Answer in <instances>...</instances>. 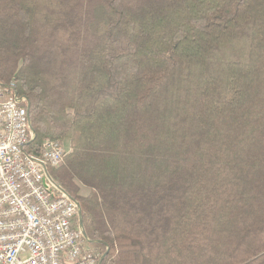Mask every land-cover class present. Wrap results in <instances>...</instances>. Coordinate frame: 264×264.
Segmentation results:
<instances>
[{
	"label": "trees",
	"instance_id": "trees-1",
	"mask_svg": "<svg viewBox=\"0 0 264 264\" xmlns=\"http://www.w3.org/2000/svg\"><path fill=\"white\" fill-rule=\"evenodd\" d=\"M10 82L100 264H264V0H0Z\"/></svg>",
	"mask_w": 264,
	"mask_h": 264
},
{
	"label": "built area",
	"instance_id": "built-area-1",
	"mask_svg": "<svg viewBox=\"0 0 264 264\" xmlns=\"http://www.w3.org/2000/svg\"><path fill=\"white\" fill-rule=\"evenodd\" d=\"M14 87L0 85V264H99L86 247L77 201L48 172L68 149L46 138L37 155L23 150L33 133L26 98Z\"/></svg>",
	"mask_w": 264,
	"mask_h": 264
},
{
	"label": "water",
	"instance_id": "water-1",
	"mask_svg": "<svg viewBox=\"0 0 264 264\" xmlns=\"http://www.w3.org/2000/svg\"><path fill=\"white\" fill-rule=\"evenodd\" d=\"M29 127H30V129H31V131H32V133H33V135L31 136V138H30V140H29V142H31V141L34 140V138H35V134H34V132H33V128H32V124H31V121H30V120H29ZM56 186H57L60 190L63 191V189H62L59 185H56ZM77 206H78V216H79V221H81V220H80V217H81V208H80V204H79L78 201H77ZM80 228H81L82 234H83L84 238L86 239V241H87V242H90V240H88V238H87V236H86L85 230H84V228H83V226H82L81 223H80ZM99 264H100V263H99Z\"/></svg>",
	"mask_w": 264,
	"mask_h": 264
},
{
	"label": "rangeland",
	"instance_id": "rangeland-1",
	"mask_svg": "<svg viewBox=\"0 0 264 264\" xmlns=\"http://www.w3.org/2000/svg\"><path fill=\"white\" fill-rule=\"evenodd\" d=\"M63 146L66 149H68L67 148L68 144H67L66 141H63ZM79 191H80L81 194H87L88 193L87 189L85 187H83V186H80ZM86 247L91 248V251L93 250L95 253H98L97 250L93 246H91L89 243L88 244L86 243ZM99 263H100V261H99Z\"/></svg>",
	"mask_w": 264,
	"mask_h": 264
}]
</instances>
